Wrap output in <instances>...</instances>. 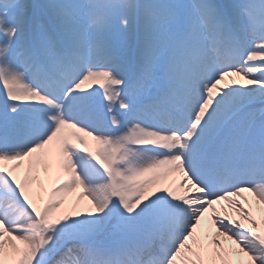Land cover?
Listing matches in <instances>:
<instances>
[{"label": "snow or ice", "instance_id": "1", "mask_svg": "<svg viewBox=\"0 0 264 264\" xmlns=\"http://www.w3.org/2000/svg\"><path fill=\"white\" fill-rule=\"evenodd\" d=\"M0 264H264V0H0Z\"/></svg>", "mask_w": 264, "mask_h": 264}, {"label": "bare ground", "instance_id": "2", "mask_svg": "<svg viewBox=\"0 0 264 264\" xmlns=\"http://www.w3.org/2000/svg\"><path fill=\"white\" fill-rule=\"evenodd\" d=\"M42 178H44L43 175H42ZM46 186H50V182L47 179H46ZM78 191L79 190H77V192L69 194L68 200L73 202V203H75V198H76V196L78 194ZM86 206H87V200H84V201L80 202V206L78 208H75L74 210L75 211H85L86 210ZM217 207H219V205ZM72 210L73 209H71V208L69 209V211H72ZM258 214H259V212H257V215ZM233 216H234V218L238 219V217H235V214H233Z\"/></svg>", "mask_w": 264, "mask_h": 264}]
</instances>
